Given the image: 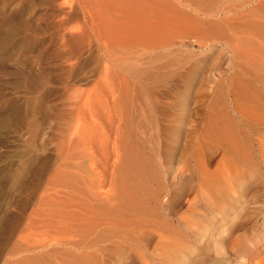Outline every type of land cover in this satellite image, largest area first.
Masks as SVG:
<instances>
[{"label": "rangeland", "instance_id": "obj_1", "mask_svg": "<svg viewBox=\"0 0 264 264\" xmlns=\"http://www.w3.org/2000/svg\"><path fill=\"white\" fill-rule=\"evenodd\" d=\"M263 120L264 0H0V264H83L89 206L117 264H257Z\"/></svg>", "mask_w": 264, "mask_h": 264}, {"label": "bare ground", "instance_id": "obj_2", "mask_svg": "<svg viewBox=\"0 0 264 264\" xmlns=\"http://www.w3.org/2000/svg\"><path fill=\"white\" fill-rule=\"evenodd\" d=\"M229 137H231L230 134H229ZM223 162H224V160H223ZM227 164H228V162H227ZM231 167H233V166H231ZM218 168H219V163H218ZM216 171H218V169ZM227 179L229 180V178H227ZM230 181H231V179H230ZM214 183H215V181H214ZM218 183H219V181H218ZM225 183H226V181H225ZM229 185H231V183ZM241 186H242V182H238L236 184L235 188H231V194L235 195L236 194L235 193L236 190L239 187H241ZM228 189H230V188H228ZM112 192L113 191H110V190L108 192H100V194L96 192L97 201L98 202L109 201L110 199H112L111 198L112 195H113ZM132 204H133V202H132ZM195 209H194V211L196 212L197 210H195ZM82 212H83V215H82L83 217L80 216V218H78V219L76 218L75 221L73 219H71V221H74V223H72V222H70L71 224L69 223L71 225L70 226V230H69L70 236L67 235L68 236L67 239H69V240L66 243L68 244V246H71L72 248L74 247V248H78V249H84V251L86 252L85 256L83 257V254H81L82 255L81 258L83 260V264H117L118 262H120L121 260H123L125 258L124 257V252H125L126 248L128 250V253H130L131 255L129 254L128 256H126L127 258H125V260L129 259L132 256V250L130 249V246L128 245V242L132 241V239H131L132 230H130V228H129L130 226L129 225L120 224V223L114 222L112 220V218L110 217L109 213L103 212V209L102 210L95 209L93 211V210H91V206H89V207L86 208L85 214H84L83 210H82ZM142 216H144V215H142ZM225 232L226 231L220 232V234H225ZM141 233L142 232H137L136 233V235L138 236L139 240L142 239ZM163 239H165V238H163ZM133 244H134V242H133ZM143 246L144 245H142V247ZM139 247H141V245H139ZM220 247H222V250L221 249L220 250H221V252H223L222 253L224 255L223 257H225V254H226V252L224 250L225 248H224L223 245H220ZM138 249H141V248H138ZM84 251H82V252L80 251V252L84 253ZM134 252H137V253L140 252L141 253V251H138V250H136ZM186 252H190V251H187L185 249V250L181 251L180 254L177 253V255H175V256L173 255L174 257H173V259L171 261H173L174 264H186L187 260H186L185 257H183L184 256L183 254L186 253ZM79 253H78V255H80ZM138 255H140V254L138 253ZM73 256H76V255H73ZM141 256H142V254H141ZM74 258L75 257H73V259ZM75 259H77V258H75ZM223 259H224V262H228L227 264H231V262H232L229 259V257L223 258ZM247 259L248 258H243V256H240V258L238 259L236 264H253V260L249 261ZM257 264H264V259L259 261Z\"/></svg>", "mask_w": 264, "mask_h": 264}]
</instances>
